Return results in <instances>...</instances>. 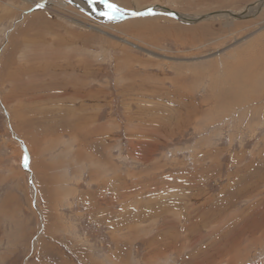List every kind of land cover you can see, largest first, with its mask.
I'll return each mask as SVG.
<instances>
[{"label": "rangeland", "instance_id": "rangeland-1", "mask_svg": "<svg viewBox=\"0 0 264 264\" xmlns=\"http://www.w3.org/2000/svg\"><path fill=\"white\" fill-rule=\"evenodd\" d=\"M33 1L0 0V264H264V6Z\"/></svg>", "mask_w": 264, "mask_h": 264}, {"label": "water", "instance_id": "water-1", "mask_svg": "<svg viewBox=\"0 0 264 264\" xmlns=\"http://www.w3.org/2000/svg\"><path fill=\"white\" fill-rule=\"evenodd\" d=\"M94 1H99V0H94ZM100 1H104L105 2V0H100ZM252 5H256L257 6L256 13H258L260 11V9L262 8V6L264 5V0H255L254 2L246 5L244 10L248 9V6H252ZM149 7H151L153 9V14L160 12L159 9H157V8H160L162 10H165L163 15L170 16V17L175 18L177 20H180V18H183V19H185L184 21H186L188 23H198L199 21L205 20L208 17L214 16V15H229V16H231L233 18L240 19V18H242L241 15L243 14L242 12H239V11H232V10H229V9H223V10H217V11H213V12L206 13V14H201V15H198V16H193L192 17L193 19L190 20L188 17H186V15H184L183 13H181V12H179L177 10H174V9H170V8H167V7H162V6H159V5H152V6H148L147 8H149ZM147 8H144V9L138 10V11L137 10L129 11V12L125 11L126 13L121 12L120 17L117 20H121L122 21V20H125V19H128V18L142 16V15H132V12H144V11L147 10ZM102 15H103V13H102ZM251 15L253 16V14H251ZM112 20L116 21V19H112Z\"/></svg>", "mask_w": 264, "mask_h": 264}, {"label": "bare ground", "instance_id": "bare-ground-1", "mask_svg": "<svg viewBox=\"0 0 264 264\" xmlns=\"http://www.w3.org/2000/svg\"><path fill=\"white\" fill-rule=\"evenodd\" d=\"M33 5H37V4H39L38 3V1H33V0H29ZM72 1H76V3H80L82 6H86L87 5V3L88 4H93V3H100V4H103V5H105L106 6V3L104 2V1H94V0H72ZM153 5V4H152ZM157 5V4H156ZM90 6V5H89ZM159 6H162V5H159ZM264 6V5H263ZM262 6V7H263ZM52 7V6H51ZM51 7H48L49 9H54V8H51ZM162 7H166V6H162ZM107 8V7H106ZM147 8V7H146ZM168 8V7H167ZM244 8L245 7H243L242 9H240V10H235V11H239V12H242L243 14L241 15L242 16V18H247V17H249V16H252L251 14H254L255 13V11L257 10V6L256 5H252V6H248V9H245L244 10ZM144 9V8H143ZM157 9H159V11L160 12H158V13H155V14H161L162 12L164 13L165 12V10H162V9H160V8H157ZM139 10H142V9H139ZM54 11L56 12V13H58V14H61V12H59L58 10H56V9H54ZM137 11H138V9H137ZM232 11H234V10H232ZM121 12H123V13H126V12H124V11H122L121 10ZM213 12V11H212ZM162 13V14H163ZM208 13H210V12H208ZM206 14V13H205ZM61 15H66V14H61ZM150 15V14H149ZM152 15V14H151ZM154 15V14H153ZM184 15H186V17H188L190 20H192L193 18V16H198V15H193V14H184ZM201 15V14H200ZM142 16H144V15H142ZM70 17V16H69ZM140 17V16H139ZM216 17H223V18H228V19H232L233 17H231V16H229V15H214V16H211V17H208L207 19H209V18H216ZM134 18V17H133ZM107 19V18H106ZM233 19H236V18H233ZM241 19V18H240ZM108 20V19H107ZM185 19H183V18H180V20L179 21H183V22H186V21H184ZM206 20V19H205ZM113 21V20H112ZM116 21H121V20H117L116 19ZM200 22V21H199ZM186 23H188V22H186ZM86 25V24H85ZM89 26V25H88ZM91 26V25H90ZM262 61V60H261ZM262 74V73H261ZM242 87V86H241ZM240 87V88H241ZM242 89V88H241Z\"/></svg>", "mask_w": 264, "mask_h": 264}, {"label": "snow or ice", "instance_id": "snow-or-ice-1", "mask_svg": "<svg viewBox=\"0 0 264 264\" xmlns=\"http://www.w3.org/2000/svg\"><path fill=\"white\" fill-rule=\"evenodd\" d=\"M105 3L108 11L104 12L103 15L109 20L118 19L121 15V9L116 4L109 2V0H105ZM37 7H40V5H37ZM149 14H153V9L151 7L147 8V10L144 12H132V15H149ZM28 163H29L28 158L25 157L23 161L25 168L28 167Z\"/></svg>", "mask_w": 264, "mask_h": 264}]
</instances>
